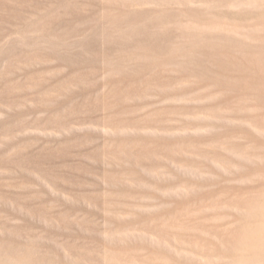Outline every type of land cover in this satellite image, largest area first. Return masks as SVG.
Returning <instances> with one entry per match:
<instances>
[{"label":"rangeland","instance_id":"374dc122","mask_svg":"<svg viewBox=\"0 0 264 264\" xmlns=\"http://www.w3.org/2000/svg\"><path fill=\"white\" fill-rule=\"evenodd\" d=\"M0 264H264V0H0Z\"/></svg>","mask_w":264,"mask_h":264}]
</instances>
